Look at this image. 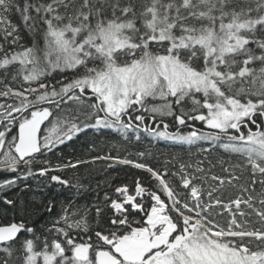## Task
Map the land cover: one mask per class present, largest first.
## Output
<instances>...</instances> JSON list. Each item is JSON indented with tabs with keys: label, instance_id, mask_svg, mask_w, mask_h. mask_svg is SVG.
<instances>
[{
	"label": "snow or ice",
	"instance_id": "obj_1",
	"mask_svg": "<svg viewBox=\"0 0 264 264\" xmlns=\"http://www.w3.org/2000/svg\"><path fill=\"white\" fill-rule=\"evenodd\" d=\"M0 264H264V0H0Z\"/></svg>",
	"mask_w": 264,
	"mask_h": 264
},
{
	"label": "trees",
	"instance_id": "obj_2",
	"mask_svg": "<svg viewBox=\"0 0 264 264\" xmlns=\"http://www.w3.org/2000/svg\"><path fill=\"white\" fill-rule=\"evenodd\" d=\"M96 137L93 136L92 132L88 133L87 139H95ZM86 139V137L81 136L78 140L69 143L67 146H62L61 151L67 156L70 152L74 149L77 150L78 155H84L85 159H90V156L87 154H82L79 152V148L81 147L82 142ZM167 142H161L159 147L162 151H169V149L165 148V144ZM175 151V149H172ZM54 159V158H53ZM104 165L103 162H97L96 164L90 165V168L93 169L92 175L89 177L93 186L97 181H103L105 178L112 179L113 184H121V183H130L135 176H144L146 174L142 173L140 170L132 169L127 166H117L115 171L109 170L108 173H103ZM81 174L85 173V169H80ZM84 183H88L89 180H84ZM66 195V193H65ZM91 198V197H89Z\"/></svg>",
	"mask_w": 264,
	"mask_h": 264
}]
</instances>
